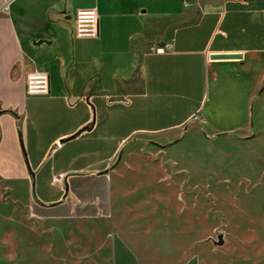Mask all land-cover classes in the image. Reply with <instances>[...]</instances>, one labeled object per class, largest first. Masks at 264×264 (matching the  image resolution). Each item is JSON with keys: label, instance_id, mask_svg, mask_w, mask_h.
<instances>
[{"label": "crops", "instance_id": "obj_1", "mask_svg": "<svg viewBox=\"0 0 264 264\" xmlns=\"http://www.w3.org/2000/svg\"><path fill=\"white\" fill-rule=\"evenodd\" d=\"M81 8L96 9V38L73 35ZM263 69L264 0H0L5 193L38 217H111L117 227L110 168L123 144L194 117L231 130L247 119ZM30 70L48 74L47 95L26 94ZM110 263L157 264L117 230Z\"/></svg>", "mask_w": 264, "mask_h": 264}, {"label": "rangeland", "instance_id": "obj_2", "mask_svg": "<svg viewBox=\"0 0 264 264\" xmlns=\"http://www.w3.org/2000/svg\"><path fill=\"white\" fill-rule=\"evenodd\" d=\"M247 106L231 130L194 117L125 142L110 168L117 227L38 217L0 182V264H111L114 230L157 264H264V69Z\"/></svg>", "mask_w": 264, "mask_h": 264}, {"label": "built area", "instance_id": "obj_3", "mask_svg": "<svg viewBox=\"0 0 264 264\" xmlns=\"http://www.w3.org/2000/svg\"><path fill=\"white\" fill-rule=\"evenodd\" d=\"M73 35L79 38H96L98 35V14L95 8H81L75 11L73 17ZM156 51H163L157 47ZM25 92L30 96H42L49 93V76L40 70H30L25 76ZM63 174L54 178L55 182L62 183Z\"/></svg>", "mask_w": 264, "mask_h": 264}, {"label": "water", "instance_id": "obj_4", "mask_svg": "<svg viewBox=\"0 0 264 264\" xmlns=\"http://www.w3.org/2000/svg\"><path fill=\"white\" fill-rule=\"evenodd\" d=\"M240 57L241 55L239 53H214L210 55L211 59H233Z\"/></svg>", "mask_w": 264, "mask_h": 264}]
</instances>
